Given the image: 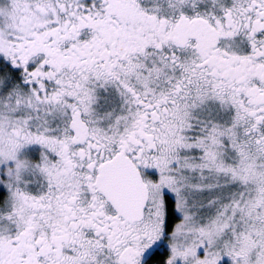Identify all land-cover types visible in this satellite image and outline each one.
Here are the masks:
<instances>
[{
    "label": "snow or ice",
    "instance_id": "obj_1",
    "mask_svg": "<svg viewBox=\"0 0 264 264\" xmlns=\"http://www.w3.org/2000/svg\"><path fill=\"white\" fill-rule=\"evenodd\" d=\"M0 264H264V0H0Z\"/></svg>",
    "mask_w": 264,
    "mask_h": 264
}]
</instances>
